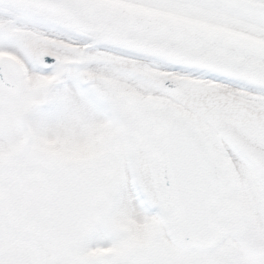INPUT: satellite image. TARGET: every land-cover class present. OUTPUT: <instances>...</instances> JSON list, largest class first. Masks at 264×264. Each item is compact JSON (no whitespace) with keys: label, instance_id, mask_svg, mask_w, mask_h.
I'll list each match as a JSON object with an SVG mask.
<instances>
[{"label":"snow or ice","instance_id":"obj_1","mask_svg":"<svg viewBox=\"0 0 264 264\" xmlns=\"http://www.w3.org/2000/svg\"><path fill=\"white\" fill-rule=\"evenodd\" d=\"M0 264H264V0H0Z\"/></svg>","mask_w":264,"mask_h":264}]
</instances>
